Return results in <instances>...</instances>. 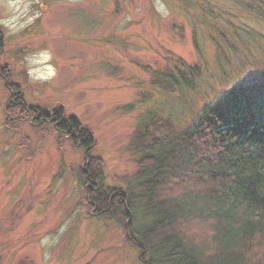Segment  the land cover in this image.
Instances as JSON below:
<instances>
[{"label":"rangeland","instance_id":"rangeland-1","mask_svg":"<svg viewBox=\"0 0 264 264\" xmlns=\"http://www.w3.org/2000/svg\"><path fill=\"white\" fill-rule=\"evenodd\" d=\"M180 63L188 85L153 84ZM7 84L86 126L99 189L123 190L139 127L183 130L222 92L264 84V0H0V264H143L125 220L89 207L84 151L13 115Z\"/></svg>","mask_w":264,"mask_h":264},{"label":"trees","instance_id":"trees-1","mask_svg":"<svg viewBox=\"0 0 264 264\" xmlns=\"http://www.w3.org/2000/svg\"><path fill=\"white\" fill-rule=\"evenodd\" d=\"M178 66L177 74L153 72V84L188 85L195 68ZM7 89L15 91L7 106L13 115L30 116L39 131L48 123L84 151L89 207L95 217L127 222L126 241L143 264H264V84L222 92L183 130L158 116L139 127L138 170L123 190L108 192L98 187L89 129L62 109L26 106L13 84Z\"/></svg>","mask_w":264,"mask_h":264}]
</instances>
